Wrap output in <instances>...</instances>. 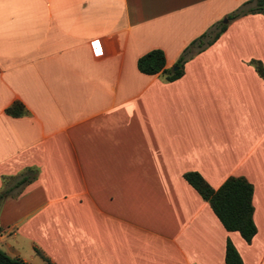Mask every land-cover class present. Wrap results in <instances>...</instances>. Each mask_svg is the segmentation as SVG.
Listing matches in <instances>:
<instances>
[{
    "label": "crops",
    "instance_id": "1",
    "mask_svg": "<svg viewBox=\"0 0 264 264\" xmlns=\"http://www.w3.org/2000/svg\"><path fill=\"white\" fill-rule=\"evenodd\" d=\"M249 0H0V249L27 264H264V16ZM226 29L167 81L193 41ZM20 102L27 113L5 110ZM253 186L256 233L228 232L184 179ZM16 191V190H15Z\"/></svg>",
    "mask_w": 264,
    "mask_h": 264
},
{
    "label": "trees",
    "instance_id": "2",
    "mask_svg": "<svg viewBox=\"0 0 264 264\" xmlns=\"http://www.w3.org/2000/svg\"><path fill=\"white\" fill-rule=\"evenodd\" d=\"M262 14L264 16V0H249L243 3L236 11L227 15L226 20L231 21L246 14ZM226 29L225 24H217L214 29L205 33L189 45L179 57L174 67L175 70L167 69L165 55L162 50L154 49L137 60L138 70L146 75L162 73L167 81H173L183 75L184 63L193 55L194 49L197 52L212 44L219 35ZM257 73L264 78V68L261 63L253 62ZM11 117H20L27 113L22 103L16 101L5 110ZM37 171L27 169L18 177L3 179V188L0 190V202L7 196H14L20 193L21 189L34 181ZM186 182L195 189L198 194L208 202L213 213L228 232H238L240 236L249 243L256 233V226L253 221V186L242 177L228 178L218 189L211 188L208 183L197 173H186ZM16 190V191H15ZM35 252L48 264L49 261L39 251ZM0 264H27L19 258H12L0 249ZM225 264H242L241 258L232 243L227 240L225 246Z\"/></svg>",
    "mask_w": 264,
    "mask_h": 264
},
{
    "label": "rangeland",
    "instance_id": "3",
    "mask_svg": "<svg viewBox=\"0 0 264 264\" xmlns=\"http://www.w3.org/2000/svg\"><path fill=\"white\" fill-rule=\"evenodd\" d=\"M239 8H240V7H239ZM237 9H238V8H237ZM254 14H255V13H254ZM246 15H247V14H246ZM241 17H242V16H241ZM238 18H240V17H238ZM238 18H236V19H238ZM225 20H226V19H223L222 22H224Z\"/></svg>",
    "mask_w": 264,
    "mask_h": 264
},
{
    "label": "water",
    "instance_id": "4",
    "mask_svg": "<svg viewBox=\"0 0 264 264\" xmlns=\"http://www.w3.org/2000/svg\"><path fill=\"white\" fill-rule=\"evenodd\" d=\"M173 69L175 70L176 68L174 67Z\"/></svg>",
    "mask_w": 264,
    "mask_h": 264
}]
</instances>
